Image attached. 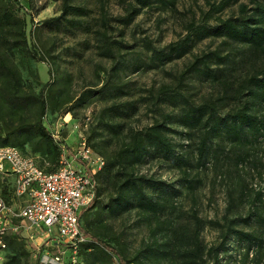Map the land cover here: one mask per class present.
<instances>
[{
    "label": "rangeland",
    "instance_id": "obj_1",
    "mask_svg": "<svg viewBox=\"0 0 264 264\" xmlns=\"http://www.w3.org/2000/svg\"><path fill=\"white\" fill-rule=\"evenodd\" d=\"M219 1L177 0L172 7L155 2L131 25L123 27L114 21L123 14L121 0H71L73 5L87 11L85 17H80L82 23L76 26L65 22L42 25L60 14L59 1L3 0L11 2L26 20V47L20 42L18 48L5 51L18 36L4 29L0 33L9 42L0 45V53L18 69L28 94L34 92L46 97V110L40 118L37 104L28 100L27 110L26 102L19 105L21 110H26L27 121H40L48 134H55L66 150L65 159L72 160L78 154L80 142L85 140L92 152L106 162L127 141L129 129L140 130L161 121L162 111L175 116L181 114L182 105L173 107L160 101L162 97L158 93L163 87L183 93L197 105L214 102L222 116L235 112L242 107L245 97L235 96L234 91L244 78L260 73L264 67L263 55H254L245 46L223 38H207L194 43L183 57L161 64L145 48L148 42L152 48L167 53L172 43L186 36L189 23L202 22L208 3ZM240 5L247 6L248 11L255 6L254 0H235L207 24L240 16ZM37 11L40 12L36 14ZM104 31L110 40L122 43L115 60L101 56L97 49L100 45L97 32ZM212 51L228 54L230 61L218 67L210 65L211 77L184 73L195 57ZM218 68L223 70L218 72ZM221 80L231 84L227 92L228 85L224 86ZM105 84L120 86L123 95L107 91L96 94ZM88 91L93 93L83 103L79 102L78 98ZM122 102H133L134 113L123 117L108 111L112 104ZM9 113L0 97V146L21 148L45 159L46 168L51 166L35 128L24 136L8 134L12 125L18 124V117ZM252 114L264 120V106H255ZM112 125L115 129H110ZM169 126L173 130L168 135L173 157L164 160L150 154L135 168L139 175L173 186L175 193L169 206L155 216L139 209L111 216L105 209L109 191L96 180L99 195L80 220L86 242L91 243L90 248L81 247L80 264H112V256L116 255L104 253L101 248L104 244L117 250L126 264L136 259L138 264H184L183 256L175 257L171 253L157 259L148 253L138 254L154 238L164 242L178 226L186 227V236L193 233V214L203 221L198 235L204 246V264H264V225L256 220L258 214L264 217V132L246 145L248 157L243 162L237 161L239 150L225 137L210 141L205 160L198 162L199 132L189 131L178 123ZM187 181L192 182V188ZM1 184L0 177V187ZM3 186L6 192L1 194L10 209L7 226L18 228L16 232L9 228L2 237L3 243L19 254L20 264H42L39 260L44 252L54 255L60 248L47 242L43 232L15 216L23 201L15 197L11 180ZM147 193L155 195L151 190ZM235 218L236 223H231ZM209 221L220 225H210ZM232 230L253 233L256 239L244 241ZM180 242L175 240L173 248H179L180 253L189 250L191 244L187 240ZM9 250L0 249V264L8 261Z\"/></svg>",
    "mask_w": 264,
    "mask_h": 264
},
{
    "label": "trees",
    "instance_id": "obj_2",
    "mask_svg": "<svg viewBox=\"0 0 264 264\" xmlns=\"http://www.w3.org/2000/svg\"><path fill=\"white\" fill-rule=\"evenodd\" d=\"M60 2V14L57 17L47 19L42 25L54 26L65 22L69 25L76 26L82 22L80 17H85L87 11L79 6L72 4L71 0H53ZM124 4L123 14L114 19V21L127 27L131 25L134 19L141 14V12L157 2L162 7H172L177 0H121ZM235 0H220L217 4L208 3L209 9L206 14L203 15L202 22L189 23L187 25L186 36L169 46L167 53L158 51L146 42L145 48L147 51H151L152 58L158 63L169 62L173 59L183 57L193 46L194 43L207 39V38H223L246 47V50L251 51L252 54H261L264 56V2H256L254 0V8L248 11L247 6L240 5L241 15L236 18H227L225 20H218L214 25H209L207 22L211 20L216 14L228 7L230 3ZM40 11H37L38 14ZM26 20L20 16L18 11L12 6L11 2H3L0 0V32L6 29L8 32H14L18 39L5 51L11 48H18L21 44L26 47V34H25ZM0 45L4 46L3 42H9L3 33H0ZM97 41L100 42L97 49L101 56L115 60L116 51L122 46L121 42L116 40H110L107 37L106 32H97ZM5 53V52H4ZM228 54H220L218 51H212L204 53L201 56L195 57L192 63L186 68L184 73L203 75L204 78L211 77L210 65H216L217 67L223 63L229 62ZM146 67L148 64L145 65ZM218 72H221L223 68H218ZM261 76V77H259ZM221 83L225 86L228 85L225 92L231 84L226 80H221ZM104 91L111 92L112 95H123V90L120 86L115 84H105L100 90L95 92L96 94H103ZM93 92L88 91L82 94L78 101L83 103ZM160 101L162 103H168L171 106L182 105L184 108L181 110L180 115H173L170 113L161 112V121L137 130L129 129L127 132V141L109 157L104 166L95 175V179L100 181L101 185L109 191V200L105 209L108 214L114 217L127 213L133 209H139L150 215L155 216L169 206L175 193L173 186L166 184L163 181L147 178L144 175H139L135 172L136 166L142 164L145 159L150 155H156L164 160H169L173 157L174 149L173 144L170 141L168 135L173 132L170 128L171 123H178L189 131L199 132L198 143V162L205 160L208 153V143L215 138L221 139L225 137L231 144H233L239 153L236 155L241 162L247 158L248 149L246 145L252 144L257 140L264 132V120L256 118L252 114L255 106H264V67L257 75H252L244 78L238 88L234 91L235 96L238 95L244 98V103L241 108L237 109L233 113L226 115H220L217 112V105L214 102L195 104L191 103L188 98L181 92L172 91L163 87L158 93ZM0 97L6 104L7 109L10 111V115L18 117V124L12 125L11 131L8 134L14 136L28 135L32 129L35 128L36 134L44 142L46 155L50 160L51 166L48 168L47 161L45 159H39L38 156L32 155L24 151L21 148L15 146H0V147H14L18 149L23 155L33 157L36 164L43 168L47 172L56 171L60 166L61 160V144L55 142L51 134H48L47 130L41 124L40 121L29 122L25 117V112L28 108L27 101L37 104L39 110V118L44 114L46 110V97L42 95H36L34 92L27 93L23 87L20 73L18 69L11 63L7 62L4 55L0 53ZM25 103L26 110H21L20 104ZM136 107L133 102H122L119 104H112L108 111H112L115 114H119L123 117H128L134 111ZM5 121V118H2ZM110 129H115V126H109ZM23 145V142L20 143ZM1 177L0 197L4 200L1 192H6V187L3 186L7 183V178ZM188 187L192 188V182L187 181ZM197 184L199 182H196ZM147 190H151L155 193L154 196L149 195ZM100 189L96 190V197L99 195ZM96 200V199H95ZM95 200L91 204L90 208L94 205ZM5 202V200H4ZM193 219V233L186 236L185 226H178L174 228L173 234L167 236L164 242H159L157 238H154L153 242L144 248V252L148 253L149 257L157 259L163 257L166 254L171 253L172 256L182 257L184 264H204L203 252L204 246L199 238L198 232L203 225V221L196 215H192ZM256 220L264 225V217L257 215ZM231 223H236V218ZM210 225L219 227L218 222L209 221ZM159 223L157 226L159 227ZM232 233L240 236L244 241L255 240L253 233L242 232L240 230H232ZM187 240L191 245L189 250L180 253L179 248H173V242ZM5 245V244H4ZM84 246L90 248L91 243L85 242L79 248ZM104 253L112 252L119 264H126L124 258L121 255H117V250L113 249L108 244L101 245ZM5 251L9 250L5 246ZM10 257L4 264H20L21 257L17 253L9 250ZM129 264H138L137 259L132 260Z\"/></svg>",
    "mask_w": 264,
    "mask_h": 264
},
{
    "label": "built area",
    "instance_id": "obj_3",
    "mask_svg": "<svg viewBox=\"0 0 264 264\" xmlns=\"http://www.w3.org/2000/svg\"><path fill=\"white\" fill-rule=\"evenodd\" d=\"M55 142L58 138L51 134ZM78 154L65 159L66 150L61 145L60 166L47 172L40 168L33 157L23 155L14 147H0V174L11 172L14 176L13 192L23 201L15 215L29 227H35L46 235V241L59 247L54 255L44 252L42 264H80L79 248L87 241L81 227V216L96 199L95 175L104 166V160L86 145L79 144ZM10 209L0 197V249H4L2 237L11 228L7 226ZM113 259L112 264H118Z\"/></svg>",
    "mask_w": 264,
    "mask_h": 264
},
{
    "label": "crops",
    "instance_id": "obj_4",
    "mask_svg": "<svg viewBox=\"0 0 264 264\" xmlns=\"http://www.w3.org/2000/svg\"><path fill=\"white\" fill-rule=\"evenodd\" d=\"M2 176H4L5 178H7V180H11L12 186H13L14 176L11 174V172L2 174Z\"/></svg>",
    "mask_w": 264,
    "mask_h": 264
}]
</instances>
